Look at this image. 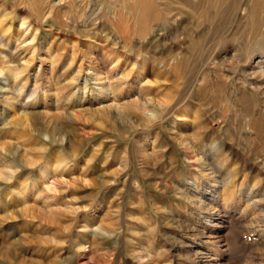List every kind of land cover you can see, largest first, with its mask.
<instances>
[{
  "label": "rangeland",
  "instance_id": "rangeland-1",
  "mask_svg": "<svg viewBox=\"0 0 264 264\" xmlns=\"http://www.w3.org/2000/svg\"><path fill=\"white\" fill-rule=\"evenodd\" d=\"M0 264H264V0H0Z\"/></svg>",
  "mask_w": 264,
  "mask_h": 264
}]
</instances>
